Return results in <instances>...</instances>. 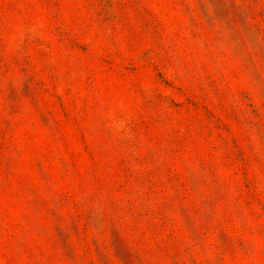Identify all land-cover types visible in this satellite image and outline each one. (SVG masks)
Here are the masks:
<instances>
[{"label":"rangeland","instance_id":"1","mask_svg":"<svg viewBox=\"0 0 264 264\" xmlns=\"http://www.w3.org/2000/svg\"><path fill=\"white\" fill-rule=\"evenodd\" d=\"M261 31L264 0H0V264H264Z\"/></svg>","mask_w":264,"mask_h":264},{"label":"trees","instance_id":"2","mask_svg":"<svg viewBox=\"0 0 264 264\" xmlns=\"http://www.w3.org/2000/svg\"><path fill=\"white\" fill-rule=\"evenodd\" d=\"M260 34L263 36V38H264V31H261L260 32ZM195 105V104H194ZM196 106V105H195ZM208 114L210 115V117H212V118H214L215 116L213 115V113L212 112H210V111H208ZM234 148L240 153V155H241V149H240V147L235 143V145H234ZM248 195H250V196H252V197H254V194L251 192H248Z\"/></svg>","mask_w":264,"mask_h":264}]
</instances>
